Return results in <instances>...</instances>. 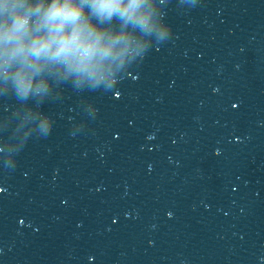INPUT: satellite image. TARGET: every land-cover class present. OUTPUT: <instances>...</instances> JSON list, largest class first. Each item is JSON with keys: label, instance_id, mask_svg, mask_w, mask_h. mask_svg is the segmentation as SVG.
<instances>
[{"label": "clouds", "instance_id": "clouds-1", "mask_svg": "<svg viewBox=\"0 0 264 264\" xmlns=\"http://www.w3.org/2000/svg\"><path fill=\"white\" fill-rule=\"evenodd\" d=\"M154 33L167 35L150 0H0V95L39 106L66 82L94 88Z\"/></svg>", "mask_w": 264, "mask_h": 264}]
</instances>
